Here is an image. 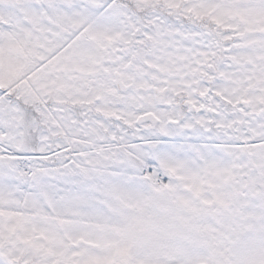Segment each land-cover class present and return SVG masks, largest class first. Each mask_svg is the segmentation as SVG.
<instances>
[{
    "label": "snow or ice",
    "instance_id": "obj_1",
    "mask_svg": "<svg viewBox=\"0 0 264 264\" xmlns=\"http://www.w3.org/2000/svg\"><path fill=\"white\" fill-rule=\"evenodd\" d=\"M0 264H264V0H0Z\"/></svg>",
    "mask_w": 264,
    "mask_h": 264
}]
</instances>
